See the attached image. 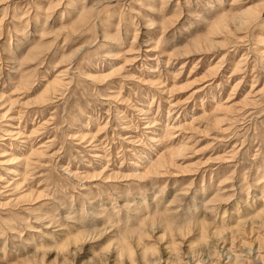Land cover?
I'll list each match as a JSON object with an SVG mask.
<instances>
[{
  "label": "rangeland",
  "instance_id": "374dc122",
  "mask_svg": "<svg viewBox=\"0 0 264 264\" xmlns=\"http://www.w3.org/2000/svg\"><path fill=\"white\" fill-rule=\"evenodd\" d=\"M0 264H264V0H0Z\"/></svg>",
  "mask_w": 264,
  "mask_h": 264
},
{
  "label": "bare ground",
  "instance_id": "6f19581e",
  "mask_svg": "<svg viewBox=\"0 0 264 264\" xmlns=\"http://www.w3.org/2000/svg\"><path fill=\"white\" fill-rule=\"evenodd\" d=\"M254 12H255V10L254 9H249L248 11H246L242 16H240V19H242L243 20V18H250V16H252L253 14H254ZM237 17V16H236ZM224 21H227V22H230V23H232V24H234L235 26L236 25H239V24H241V23H243L241 20L239 21L238 20V18H236V20L234 19V20H232V17H229L228 15H225V16H223V18L221 19V20H219L218 22V26L216 27V28H221V26L223 27L224 25H222L223 24V22ZM244 21V20H243ZM247 22V21H246ZM243 24H245V23H243ZM233 27V26H232ZM210 45L211 46H213L214 44L212 43H210ZM181 151V150H180ZM180 151H178V153L180 152ZM175 153V152H174ZM169 154H173V151H170V153ZM162 158V157H161ZM163 159V158H162ZM165 159V158H164ZM159 160H161V159H159ZM158 161V160H157ZM159 162H157L156 163V166H155V169H158V167L160 166V167H162V163L160 162V164H158ZM165 163H166V161H165ZM152 165H153V163H152ZM154 167V166H153ZM152 167V168H153ZM155 169H154V171H155ZM155 173V172H154ZM82 236V235H81ZM84 237V236H83ZM126 249V248H125ZM126 251V250H125ZM124 252V251H123ZM146 253H147V251H146ZM127 254V253H126ZM131 255H132V253H131ZM147 254H145V256H146Z\"/></svg>",
  "mask_w": 264,
  "mask_h": 264
}]
</instances>
